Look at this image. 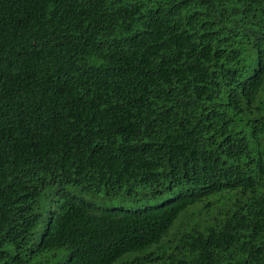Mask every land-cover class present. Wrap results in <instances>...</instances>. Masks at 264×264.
<instances>
[{
	"label": "trees",
	"instance_id": "obj_1",
	"mask_svg": "<svg viewBox=\"0 0 264 264\" xmlns=\"http://www.w3.org/2000/svg\"><path fill=\"white\" fill-rule=\"evenodd\" d=\"M0 264H264V0H0Z\"/></svg>",
	"mask_w": 264,
	"mask_h": 264
},
{
	"label": "rangeland",
	"instance_id": "obj_2",
	"mask_svg": "<svg viewBox=\"0 0 264 264\" xmlns=\"http://www.w3.org/2000/svg\"><path fill=\"white\" fill-rule=\"evenodd\" d=\"M70 192L73 194V195H76L78 197H83L85 198L86 200L88 201H91L97 205H102V206H109L112 204V202H109L107 200H102V195H97V196H94V197H90V195H85L83 192H81L79 189H75V188H71L70 189Z\"/></svg>",
	"mask_w": 264,
	"mask_h": 264
}]
</instances>
